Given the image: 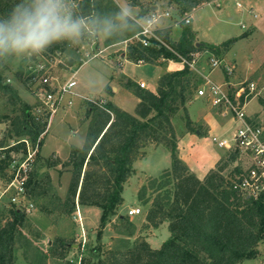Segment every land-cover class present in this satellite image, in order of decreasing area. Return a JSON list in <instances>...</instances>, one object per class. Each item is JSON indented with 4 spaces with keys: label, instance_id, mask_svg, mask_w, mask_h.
<instances>
[{
    "label": "rangeland",
    "instance_id": "374dc122",
    "mask_svg": "<svg viewBox=\"0 0 264 264\" xmlns=\"http://www.w3.org/2000/svg\"><path fill=\"white\" fill-rule=\"evenodd\" d=\"M111 1L120 7L126 4L131 6L134 17H138L142 8L150 10L153 6L170 12L171 18H162L159 27L164 24L169 26L164 31L171 42L178 40L186 17L191 19L188 26L195 39L201 43L213 46L212 44L220 45L231 38L236 39L229 51L217 56L221 67L210 75V79L219 84H227L231 89L243 82H255L259 87L264 85V0H209L186 14H180L177 5L170 0ZM77 2L68 0L74 18H79L75 12ZM237 3H241L242 8L238 7ZM0 14H6L2 6ZM97 16L98 13H95L93 17L83 20L87 22ZM66 42L67 47L62 53L43 52L30 59L15 56L0 58V74L4 83L14 86L20 97L35 108V114L37 110H42L43 118L47 120L45 132L41 135L43 144L34 148L37 151L29 160L28 152L16 142L20 139L9 138L8 135L12 126L11 118L19 113V108L13 106L8 98L0 93V116L5 117L4 122L0 124L1 224L12 218L11 209H18L12 202L14 197L18 196L27 206L33 205L31 211L26 212L28 220L20 227L16 238L14 255L17 264H100L108 252L119 255L140 239L152 237V248L158 249L170 236L168 223L154 229L146 220L147 212L156 197L165 192V189L156 192L155 187L152 188L153 179L159 178L164 170L171 166L170 151L163 145L149 144L144 149L145 154L135 162V172L125 184L124 203L118 215L128 217L129 221L122 223L114 216L102 227V210L99 207L82 206L78 200L74 205L65 203L73 177L71 150L72 147L81 148L85 143L90 125V105L101 101L110 103L109 98L123 110L134 114L139 102L135 93L123 89L125 77L118 72L120 62L124 60L123 53L127 54L134 42L119 43L105 50L110 45L105 42V38L101 35H90L87 30L78 42ZM97 49L103 52L98 53ZM100 61L108 62L113 67L115 78L112 84H108V71L101 66ZM171 64L170 61L162 60L154 64L156 66L128 65L126 69L135 81L144 80L148 89L155 91L161 73ZM228 67L232 70L231 74L227 72ZM175 68L176 66L172 65L170 72L176 71ZM197 68L199 71L196 74L203 80L198 91L206 80L203 75H208L211 69L210 56L205 54V51H199ZM40 69L41 75L50 77L49 88L52 87L56 91L76 74L78 84L74 90L79 96L67 95L63 105L52 118L38 95L41 86L38 81L33 80L35 72ZM226 72L229 79L226 78ZM115 84L122 89L112 98V87ZM69 100H72V105L68 104ZM251 101L247 111L252 112V122L264 124V94ZM188 111L192 120L210 115L213 128L210 133L207 132L205 123L200 120L195 122L205 133L203 136L197 133L187 134L183 112H179L173 119L181 160L198 178L204 179L206 174L216 167V163L230 153L214 143L213 138L224 136L228 140L231 139L236 126L231 117L217 116L212 105L204 100L202 102V99L193 102ZM21 164L26 165L29 175L25 197L19 196L15 187H9L15 170L21 168ZM232 169V166H229L225 174L228 175ZM36 173L37 180L34 179ZM36 186L40 187L34 189ZM143 186L146 187V197L139 200L138 192ZM40 192H43L41 197L36 195ZM145 201H148L147 204ZM130 207L140 208L142 214L131 218L128 214ZM48 228L49 233L46 232ZM53 243L57 250L55 254L51 249ZM99 248H102L101 252H97ZM244 263L264 264V242L259 244L258 254Z\"/></svg>",
    "mask_w": 264,
    "mask_h": 264
},
{
    "label": "trees",
    "instance_id": "16d2710c",
    "mask_svg": "<svg viewBox=\"0 0 264 264\" xmlns=\"http://www.w3.org/2000/svg\"><path fill=\"white\" fill-rule=\"evenodd\" d=\"M76 1L75 12L80 19H89L95 13L101 17L111 15L120 7L111 0ZM170 1L177 5L180 14H186L209 0ZM14 3V0H0L5 13ZM148 11L149 8H142L138 18ZM182 24L181 34L175 42L168 39L165 31L159 34L176 53L184 57L199 51L218 56L229 51L237 41L231 38L218 46L204 44L195 39L187 24ZM129 25L105 42L120 43L139 32L140 27L134 19L129 21ZM66 47L67 42L61 41L44 52L62 53ZM126 56L130 61L148 64H157L162 60L178 61L174 52L155 40L149 47L134 42ZM226 78L229 79L227 72ZM202 82L195 71L185 67L165 72L155 91L129 82L139 99L134 114L112 103H105L103 107L90 105V125L85 143L81 148L72 147L71 150L73 177L65 203L74 205L78 200L82 206L99 207L102 210V227L114 216L122 223L129 221L128 217L118 215V212L124 203L125 184L135 172V162L145 154L144 149L149 144L163 145L171 156L170 168L152 182L156 192L162 189L165 192L156 197L146 216L148 225L154 229L168 223L169 238L158 249L152 248L146 239H140L119 255L108 252L100 264H243L258 254V246L264 242V195L257 199L248 198L233 190V180L240 169L234 167L228 175L225 171L234 165L237 154L228 153L204 179L198 178L180 158L173 126V119L179 112H183L188 133L205 135L188 111V105ZM0 93L19 108V113L11 118L9 138L20 139L16 142L25 139L35 145L45 132L47 120L43 117L37 120L35 108L20 97L14 86L5 84L1 74ZM4 118L0 116V124ZM19 144L26 150L24 143ZM34 179H38L37 173ZM42 193L36 195L41 197ZM145 197L146 187L143 186L138 192V199ZM10 213L12 218L4 224L0 222V264H17L14 255L16 238L20 227L28 220L26 212L19 209L13 208ZM55 246L54 243L51 246L53 254L57 252Z\"/></svg>",
    "mask_w": 264,
    "mask_h": 264
},
{
    "label": "built area",
    "instance_id": "2783aa9c",
    "mask_svg": "<svg viewBox=\"0 0 264 264\" xmlns=\"http://www.w3.org/2000/svg\"><path fill=\"white\" fill-rule=\"evenodd\" d=\"M237 5L242 8L241 3H237ZM162 18H171L170 12L162 11L158 8L156 11L149 10L142 17H134L140 30L133 37L126 40L125 43L129 41L139 42L143 47H149L155 40L166 46L178 56V61H168L180 64V70L188 67L198 72L197 60L199 52H192L187 57L176 53L159 34V23ZM184 21L187 25L191 23V19L187 17L184 18ZM97 51L98 53L103 52L100 49H97ZM205 54H209L210 56L211 72L221 67V61L216 55L208 51H205ZM41 71L40 69L35 72L33 80L39 82L41 89L38 90V95L42 103L47 107L49 117L52 118L63 105L67 95L73 97L79 96L74 90L78 84L76 74L63 85L59 86V89L56 91L53 90L52 87L49 88L51 86L50 77L41 75ZM227 72L231 74V68L228 67ZM203 77L206 80L197 91V97L205 98L214 108L219 110L222 115L231 117L236 126L231 139L213 138V142L220 148H225L230 153L237 154V159L232 168L238 167L240 172L236 174L232 188L243 196L257 199L264 195V124L253 123L252 117L247 114L246 106L255 97L264 94V85L259 87L255 82H243L231 89L226 86L227 84H219L211 80L209 75L204 74ZM139 86L140 88L146 89V84L144 82H141ZM68 104L72 105V100H69ZM92 104L103 107L105 102H93ZM35 115L37 116V120L44 117L42 110H37ZM40 140L41 137L35 145L25 139L17 143L25 144V149L28 152V159L31 160L37 151L34 150V148L39 147ZM28 176V168L25 164H21V168L19 167L15 170V176L9 187H15L19 196H27L26 185ZM12 202L18 206L19 210L24 212H29L33 208V205H25L18 196L14 197ZM128 214L131 217L139 216L142 214V210L140 208H132L128 211Z\"/></svg>",
    "mask_w": 264,
    "mask_h": 264
},
{
    "label": "clouds",
    "instance_id": "9594fccd",
    "mask_svg": "<svg viewBox=\"0 0 264 264\" xmlns=\"http://www.w3.org/2000/svg\"><path fill=\"white\" fill-rule=\"evenodd\" d=\"M131 6L119 7L111 15L87 22L74 18L68 0H16L6 14H0V58H31L61 41L78 42L84 31L105 39L130 27Z\"/></svg>",
    "mask_w": 264,
    "mask_h": 264
},
{
    "label": "crops",
    "instance_id": "0c3cea01",
    "mask_svg": "<svg viewBox=\"0 0 264 264\" xmlns=\"http://www.w3.org/2000/svg\"><path fill=\"white\" fill-rule=\"evenodd\" d=\"M159 9H161L160 7H158ZM169 26L167 25V24H164L162 27H160V31H159V33L160 32H163L165 29H167ZM193 31H195L194 29H193ZM197 33V32H196ZM126 41V40H125ZM125 41H123V42H120V43H124V44H127V43H125ZM117 44H119V43H114V44H110L109 46H108V48H106L105 50H107V49H110L111 47H114L115 45H117ZM210 44V43H209ZM212 45H214V44H212ZM215 45H218V44H215ZM123 58H124V60L123 61H121L120 62V69H119V73H120V75L121 76H124L125 77V86H124V88L123 89H129L130 91H132L133 93H134V88L133 87H131L130 85H128V83L129 82H133V83H135V85L136 86H139V84L141 83V82H144L145 84H146V89H148V85H147V83L144 81V80H140L139 82H137V81H135L132 77H131V75L127 72V67H128V65H135V66H141V65H148V66H156V65H154V64H148V63H140V64H135V63H132V62H130L128 59H127V56H126V53H123ZM100 63H101V66L103 67V68H106V70L108 71V75H107V78L109 79L108 80V84H112L113 82H114V75H115V73L113 72L114 71V69H113V67L112 66H110L109 64H108V62L106 63V62H102V61H100ZM160 65V64H159ZM172 65H174V66H176V68H175V70L177 71V70H180L181 69V66H180V64H178L177 62H174V63H172L171 65H168V67L167 68H164V71H163V73H161V76L165 73V72H170L171 70V66ZM160 66H162V65H160ZM215 71V70H214ZM214 71H212V72H210L209 73V71H208V75H209V77H210V75L211 74H213L214 73ZM120 89H122V87H119V86H116V84L112 87V92H113V94L111 95L112 96V98L114 97V95H116V94H118L119 92H120ZM150 90V89H149ZM200 99H202V102H203V100L204 101H207L205 98H199V97H197L196 99L194 98L190 103H189V105H188V108H189V106L193 103V102H195V101H198V100H200ZM108 102H110V103H112V104H114L112 101H110V99L108 98ZM208 102V101H207ZM252 101H250L248 104H247V106H246V111H247V109H248V106L250 105V103H251ZM138 104V103H137ZM114 105H116V104H114ZM116 106H118V105H116ZM119 107V106H118ZM213 107V106H212ZM121 108V107H120ZM214 108V107H213ZM215 109V112L217 113V116H222V117H226V116H224V115H222L220 112H219V110H217L216 108H214ZM247 114L249 115V116H251V114H252V112H251V110H248L247 111ZM202 121L203 123H205L206 124V126H207V128H208V133H210L212 130H213V128H212V125L210 124V115H206V118L205 117H202V118H200V119H198V120H193L194 122H198V121ZM233 122V121H232ZM187 134H191V133H187ZM197 134H199V133H197ZM192 135V134H191ZM200 135V134H199ZM220 138H226V137H224V136H221ZM58 156V155H57ZM59 157V156H58ZM219 161V160H218ZM217 161V162H218ZM217 164V163H216ZM138 189V188H137ZM137 189H136V191H137ZM130 209H132V207H130ZM133 217H135V216H133ZM133 217H131V218H133ZM50 227H52V226H50ZM49 227V228H50ZM46 229V232H48L49 233V231H50V229ZM151 238L152 237H147L146 238V240L150 243V245L152 246V243H151ZM243 264H245V263H243Z\"/></svg>",
    "mask_w": 264,
    "mask_h": 264
},
{
    "label": "water",
    "instance_id": "95a60500",
    "mask_svg": "<svg viewBox=\"0 0 264 264\" xmlns=\"http://www.w3.org/2000/svg\"><path fill=\"white\" fill-rule=\"evenodd\" d=\"M151 11H156L158 10V6H153L152 8H150ZM199 133V132H198Z\"/></svg>",
    "mask_w": 264,
    "mask_h": 264
}]
</instances>
